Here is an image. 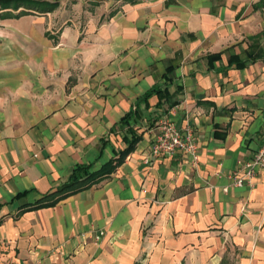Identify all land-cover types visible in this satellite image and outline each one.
Listing matches in <instances>:
<instances>
[{"label": "crops", "instance_id": "crops-1", "mask_svg": "<svg viewBox=\"0 0 264 264\" xmlns=\"http://www.w3.org/2000/svg\"><path fill=\"white\" fill-rule=\"evenodd\" d=\"M20 10L0 9V264H264V171L233 185L264 136V0H104L57 30ZM162 116L195 159L150 157ZM131 132L110 175L29 209Z\"/></svg>", "mask_w": 264, "mask_h": 264}, {"label": "trees", "instance_id": "trees-1", "mask_svg": "<svg viewBox=\"0 0 264 264\" xmlns=\"http://www.w3.org/2000/svg\"><path fill=\"white\" fill-rule=\"evenodd\" d=\"M59 6L58 2H47V1H35V0H0V9H12L18 11L21 9L16 16L27 14L29 11L36 12L39 14L51 13ZM150 93L147 94V97ZM135 113H129L122 119V123L129 124V121L133 119ZM131 140L128 141V145L125 150L119 152L116 158L110 160L103 165L99 170L92 171L90 166L78 165L76 166L68 181L59 186L55 192L45 195L40 201L29 209H37L50 207L55 205L59 200L79 192L85 188L92 186L93 184L100 181L102 178L110 175L128 156L133 150L134 144L137 142V138L131 132Z\"/></svg>", "mask_w": 264, "mask_h": 264}, {"label": "built area", "instance_id": "built-area-1", "mask_svg": "<svg viewBox=\"0 0 264 264\" xmlns=\"http://www.w3.org/2000/svg\"><path fill=\"white\" fill-rule=\"evenodd\" d=\"M196 150V144L190 131L183 135L168 117H160L156 124L150 149L151 158H168L173 157L177 153H183L191 155L195 159ZM258 171H264V136L259 149L255 152L252 159L235 172L233 185L242 187L244 183H248L254 178ZM101 235L102 233L99 236Z\"/></svg>", "mask_w": 264, "mask_h": 264}, {"label": "rangeland", "instance_id": "rangeland-1", "mask_svg": "<svg viewBox=\"0 0 264 264\" xmlns=\"http://www.w3.org/2000/svg\"><path fill=\"white\" fill-rule=\"evenodd\" d=\"M35 1H47V2H58L59 7L50 16H45L46 19H51L52 21L56 18V23L54 28L57 30L60 25L71 16L77 14H83L85 8L90 9V6L96 7L103 3L104 0H35ZM96 5V6H94ZM77 11V12H76ZM31 19L36 20L34 17ZM226 264H233L232 261H228Z\"/></svg>", "mask_w": 264, "mask_h": 264}]
</instances>
